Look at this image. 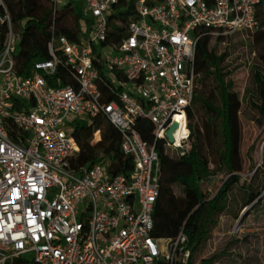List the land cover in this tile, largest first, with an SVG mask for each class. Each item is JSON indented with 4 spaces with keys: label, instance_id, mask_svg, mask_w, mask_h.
Here are the masks:
<instances>
[{
    "label": "built area",
    "instance_id": "2783aa9c",
    "mask_svg": "<svg viewBox=\"0 0 264 264\" xmlns=\"http://www.w3.org/2000/svg\"><path fill=\"white\" fill-rule=\"evenodd\" d=\"M9 1L0 0V264L187 263L184 230L153 235L156 144L182 153L189 141L203 32L255 30L261 0H53L54 12L83 3V32L52 37L49 58L25 76L16 71L22 32ZM100 116L133 158L127 173H112L106 160L73 163V120ZM140 119L151 123L153 142L142 138ZM101 137L96 130L92 142Z\"/></svg>",
    "mask_w": 264,
    "mask_h": 264
},
{
    "label": "trees",
    "instance_id": "16d2710c",
    "mask_svg": "<svg viewBox=\"0 0 264 264\" xmlns=\"http://www.w3.org/2000/svg\"><path fill=\"white\" fill-rule=\"evenodd\" d=\"M9 7L22 32L21 50L16 58V71L22 76L31 72L36 61L49 58L47 45L52 37L66 35L76 40L83 32L81 9L73 1L57 7L56 12L53 0H10ZM256 15L259 25L255 30L233 33L250 32L251 46L263 44L259 61L251 67L253 86L247 89V98L234 90V81L230 77L232 72L226 64L227 51L218 53L219 45L230 35L213 40L209 32L204 31L195 55L199 77L192 105L188 109L189 141L181 148L182 153L167 151L161 143L156 144L161 172L153 235L175 238L184 230L189 237L191 257L183 264H224L221 261L223 254L220 253L199 256L221 217L228 211L237 217L241 208L256 207L264 191V185L259 184L257 175L254 176L257 170L264 175V148L261 163L254 169L249 181L241 174L244 171L241 115L245 103L254 112L250 120L260 127L264 126V0H261ZM63 79L62 84L70 83L65 77ZM72 127V134L80 147L74 164L92 166L106 160L112 173H127L132 169L133 158L121 149L120 131L105 117L100 116L95 121L76 118ZM98 129L102 137L94 144V132ZM137 129L143 139L153 142L149 120L140 119ZM259 146L252 143L248 148L252 161ZM212 175L226 176L215 195L208 193L204 186ZM235 188L241 192L238 211L231 207ZM230 257L235 262L233 264H237L233 255Z\"/></svg>",
    "mask_w": 264,
    "mask_h": 264
},
{
    "label": "rangeland",
    "instance_id": "374dc122",
    "mask_svg": "<svg viewBox=\"0 0 264 264\" xmlns=\"http://www.w3.org/2000/svg\"><path fill=\"white\" fill-rule=\"evenodd\" d=\"M75 4L82 5L83 3L76 1ZM251 41L252 33L241 32L236 35L231 34L230 38L218 47V53L227 51L226 64L232 72L230 77L234 81V90L244 95V99L247 98V89H251L253 86L251 67L259 61L263 45L251 46ZM253 113V110H250L245 103L241 115V152L244 160V171L241 174L248 178L247 181L255 172L254 169L261 163L264 148V140L259 142L261 138L264 139V126L260 127L250 120ZM199 122H201L200 119ZM252 143L260 145L254 153V161L247 153ZM256 175L259 184L264 185L262 172L257 170L254 176ZM225 177V175L210 176L204 183L208 193L215 195L217 187ZM240 205L241 192L235 188L232 193L231 207L234 211H238ZM214 253L223 254L221 261L224 264L235 263L230 257L232 255L237 260V264H264V191L260 203L256 207L252 209L251 206L241 208L237 217H234L229 211L221 217L199 258L208 257Z\"/></svg>",
    "mask_w": 264,
    "mask_h": 264
},
{
    "label": "water",
    "instance_id": "95a60500",
    "mask_svg": "<svg viewBox=\"0 0 264 264\" xmlns=\"http://www.w3.org/2000/svg\"><path fill=\"white\" fill-rule=\"evenodd\" d=\"M173 129H174V127H172L171 130L169 131V138L171 141L173 140V136H172Z\"/></svg>",
    "mask_w": 264,
    "mask_h": 264
}]
</instances>
